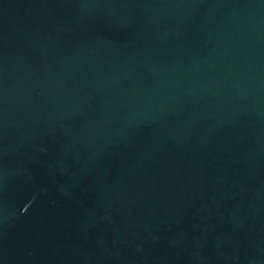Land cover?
<instances>
[{"label": "water", "instance_id": "95a60500", "mask_svg": "<svg viewBox=\"0 0 264 264\" xmlns=\"http://www.w3.org/2000/svg\"><path fill=\"white\" fill-rule=\"evenodd\" d=\"M0 264H264V0H0Z\"/></svg>", "mask_w": 264, "mask_h": 264}]
</instances>
